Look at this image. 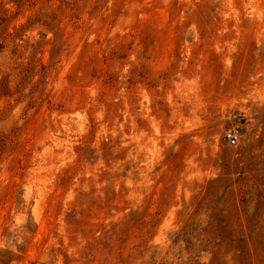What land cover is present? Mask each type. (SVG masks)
Here are the masks:
<instances>
[{
	"label": "rangeland",
	"instance_id": "obj_1",
	"mask_svg": "<svg viewBox=\"0 0 264 264\" xmlns=\"http://www.w3.org/2000/svg\"><path fill=\"white\" fill-rule=\"evenodd\" d=\"M0 102V264L264 245V0H0Z\"/></svg>",
	"mask_w": 264,
	"mask_h": 264
},
{
	"label": "clouds",
	"instance_id": "obj_2",
	"mask_svg": "<svg viewBox=\"0 0 264 264\" xmlns=\"http://www.w3.org/2000/svg\"><path fill=\"white\" fill-rule=\"evenodd\" d=\"M35 3L38 9H42L47 6L48 0H35ZM22 22L23 21H21V23ZM32 35L35 36L36 33L33 32ZM2 106H3V102H0V107ZM12 115L13 118L18 117L19 108H16L13 111ZM195 149H196V144H193L192 150L194 151ZM189 154H191V152ZM261 163H264V161H261ZM234 259L236 260L237 264H264V245H258V246L253 245V248L251 250L247 249L246 251L240 249V251L234 257ZM121 264H139V262L136 260L121 261Z\"/></svg>",
	"mask_w": 264,
	"mask_h": 264
},
{
	"label": "built area",
	"instance_id": "obj_3",
	"mask_svg": "<svg viewBox=\"0 0 264 264\" xmlns=\"http://www.w3.org/2000/svg\"><path fill=\"white\" fill-rule=\"evenodd\" d=\"M224 137L231 146L238 144L240 140L239 132L232 129H227Z\"/></svg>",
	"mask_w": 264,
	"mask_h": 264
}]
</instances>
